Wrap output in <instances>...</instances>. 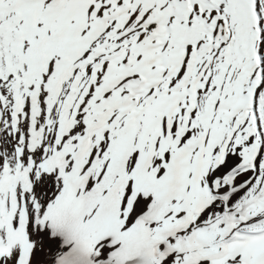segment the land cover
Segmentation results:
<instances>
[{
  "label": "snow or ice",
  "instance_id": "1",
  "mask_svg": "<svg viewBox=\"0 0 264 264\" xmlns=\"http://www.w3.org/2000/svg\"><path fill=\"white\" fill-rule=\"evenodd\" d=\"M0 264H264V0H0Z\"/></svg>",
  "mask_w": 264,
  "mask_h": 264
}]
</instances>
